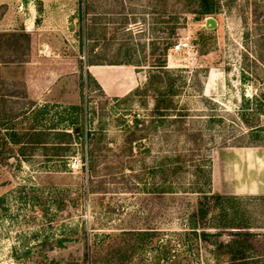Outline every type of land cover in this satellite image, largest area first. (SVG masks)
Here are the masks:
<instances>
[{
	"label": "rangeland",
	"instance_id": "obj_1",
	"mask_svg": "<svg viewBox=\"0 0 264 264\" xmlns=\"http://www.w3.org/2000/svg\"><path fill=\"white\" fill-rule=\"evenodd\" d=\"M207 3L0 0V264H264V0Z\"/></svg>",
	"mask_w": 264,
	"mask_h": 264
},
{
	"label": "trees",
	"instance_id": "obj_2",
	"mask_svg": "<svg viewBox=\"0 0 264 264\" xmlns=\"http://www.w3.org/2000/svg\"><path fill=\"white\" fill-rule=\"evenodd\" d=\"M208 0H199V6H200V13L205 14V13H212L213 9L211 8V6H209V4L207 3ZM174 32L171 31L170 34L172 35ZM172 44H169L165 49L171 47ZM126 63H130V62H125ZM90 65L93 64H97V63H89ZM117 64H122V63H117ZM157 67L160 69H163L165 67V62H160L159 64H157ZM88 76H90V74L88 73ZM50 130H55L56 128L54 127H49ZM77 133V130H75ZM61 134H57V135H61V136H66V137H70L69 132H62V131H58ZM38 135V134H36ZM39 135H44L42 133H39ZM39 143H46V141H40ZM209 181V174L208 177L206 179V183H208ZM209 184V183H208ZM207 184V185H208ZM198 192H203L205 194V191H203V189H199ZM209 194V193H208ZM206 196V195H205ZM212 200L207 201L206 207L208 208H212V205L214 203V199H222V197L220 195H212ZM209 198V197H208ZM225 199V198H224ZM207 208V210H208ZM206 212V210H201L200 213L201 215H204ZM218 216V225H220L219 223L226 221L227 216H229L228 212L225 209H220V211L217 213ZM231 225H235V223H230ZM226 224H223V226ZM231 227H235V226H231ZM204 235V234H203ZM246 242H242L239 240H233L231 241V243L228 244H222L221 246L223 248H228L229 250V255H231L229 257V262L228 264H252L254 262L250 261L251 259L249 258V256L246 255L245 250H246Z\"/></svg>",
	"mask_w": 264,
	"mask_h": 264
},
{
	"label": "crops",
	"instance_id": "obj_3",
	"mask_svg": "<svg viewBox=\"0 0 264 264\" xmlns=\"http://www.w3.org/2000/svg\"><path fill=\"white\" fill-rule=\"evenodd\" d=\"M91 67H94V68H92V69H94L93 70V72H94V74H93V72H92V70H89L90 71V73H91V75L93 76V77H95V80L97 81V83L99 84V86L101 87V89H102V91L106 94V95H111V96H119V95H121V94H123V93H126V92H128L129 90H131L132 88H134L135 86H137V82H136V79L134 78V79H131L130 78V83H132V86L131 87H129V88H127V89H125V91L124 92H122L121 90L123 89V87H124V84H122L121 82H116V83H118V84H112V83H105L104 82V80L101 78V72L100 71H102L101 69H103V68H101V67H98V66H95V65H91ZM120 90V91H119ZM122 92V93H121Z\"/></svg>",
	"mask_w": 264,
	"mask_h": 264
},
{
	"label": "built area",
	"instance_id": "obj_4",
	"mask_svg": "<svg viewBox=\"0 0 264 264\" xmlns=\"http://www.w3.org/2000/svg\"><path fill=\"white\" fill-rule=\"evenodd\" d=\"M187 46H188V43L186 41L178 40L173 46H171L170 50L179 51V50L184 49Z\"/></svg>",
	"mask_w": 264,
	"mask_h": 264
},
{
	"label": "water",
	"instance_id": "obj_5",
	"mask_svg": "<svg viewBox=\"0 0 264 264\" xmlns=\"http://www.w3.org/2000/svg\"><path fill=\"white\" fill-rule=\"evenodd\" d=\"M215 26V20L213 18L206 19V27L213 28Z\"/></svg>",
	"mask_w": 264,
	"mask_h": 264
}]
</instances>
